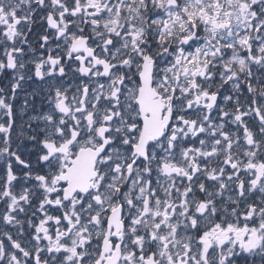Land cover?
Listing matches in <instances>:
<instances>
[{"label":"snow or ice","instance_id":"6c2138e0","mask_svg":"<svg viewBox=\"0 0 264 264\" xmlns=\"http://www.w3.org/2000/svg\"><path fill=\"white\" fill-rule=\"evenodd\" d=\"M0 74V264H264V0H0Z\"/></svg>","mask_w":264,"mask_h":264},{"label":"flooded vegetation","instance_id":"af4514ba","mask_svg":"<svg viewBox=\"0 0 264 264\" xmlns=\"http://www.w3.org/2000/svg\"><path fill=\"white\" fill-rule=\"evenodd\" d=\"M34 30L35 31H40L38 26H34ZM7 82H8V77L4 76L3 74H0V87H5ZM44 87H46V85H42V84H40L37 81H29V82L25 83L23 90H21L19 92L17 100L15 101V103L17 105V114H18V116H19V107H20V105L23 104L25 92H31V91H33L35 89L36 91L40 92L41 95H43V88ZM34 99H35L36 107L40 108L42 106V102H41L40 97L37 96V97H34ZM25 119H27L26 116H25ZM19 123H20V121L18 119L17 120V124H19ZM2 164H3V162L0 161V166H2ZM2 207H3V204L0 203V208H2ZM25 227H26V225H25Z\"/></svg>","mask_w":264,"mask_h":264}]
</instances>
